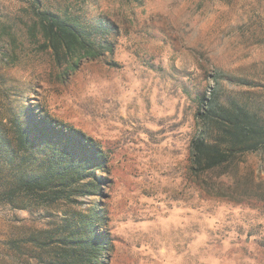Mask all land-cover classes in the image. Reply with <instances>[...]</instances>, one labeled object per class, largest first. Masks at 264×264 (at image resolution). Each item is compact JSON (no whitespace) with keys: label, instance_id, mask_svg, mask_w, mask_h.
Returning <instances> with one entry per match:
<instances>
[{"label":"rangeland","instance_id":"obj_1","mask_svg":"<svg viewBox=\"0 0 264 264\" xmlns=\"http://www.w3.org/2000/svg\"><path fill=\"white\" fill-rule=\"evenodd\" d=\"M42 11L111 24L109 48L55 59ZM210 90L264 123V0H0L1 132L16 147L9 121L43 117L104 156L94 194L47 200L12 193L28 155L13 167L0 147V264H59L53 238L92 207L109 237L96 264H264V146L191 168Z\"/></svg>","mask_w":264,"mask_h":264},{"label":"trees","instance_id":"obj_2","mask_svg":"<svg viewBox=\"0 0 264 264\" xmlns=\"http://www.w3.org/2000/svg\"><path fill=\"white\" fill-rule=\"evenodd\" d=\"M38 23L43 44L52 51L55 59L78 55L73 66H77L81 57L95 59L102 49L109 48L106 40L100 42L99 37L108 33L112 25L100 18L87 23L75 17L42 11L38 13ZM199 104L200 126L190 147L192 169L209 170L226 163L239 151L249 152L264 146V123L257 114L237 103L230 106L219 103L215 90H210L209 96L201 97ZM29 111L27 109L25 113ZM9 124L16 147L0 130L1 150L10 156L8 162L12 166L19 155L27 154L29 161L15 165L19 175L17 188L12 193L22 187L47 197V200H69L70 195L95 193L93 191L99 186L95 170L100 169L104 156L83 135L56 126L46 118L35 119L28 114L21 121L15 119ZM210 132L215 133L214 138ZM23 166L34 170L27 174ZM102 215L92 207L87 214L74 212L65 218L62 236L53 238L64 249L59 264H96L109 242L108 235L98 232L95 226L104 218ZM41 243L47 245L46 241Z\"/></svg>","mask_w":264,"mask_h":264}]
</instances>
